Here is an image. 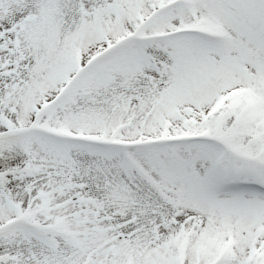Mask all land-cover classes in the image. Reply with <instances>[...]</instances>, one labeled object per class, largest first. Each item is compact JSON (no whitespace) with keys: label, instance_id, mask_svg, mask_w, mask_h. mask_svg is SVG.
I'll list each match as a JSON object with an SVG mask.
<instances>
[{"label":"snow or ice","instance_id":"obj_1","mask_svg":"<svg viewBox=\"0 0 264 264\" xmlns=\"http://www.w3.org/2000/svg\"><path fill=\"white\" fill-rule=\"evenodd\" d=\"M0 264H264V0H0Z\"/></svg>","mask_w":264,"mask_h":264}]
</instances>
